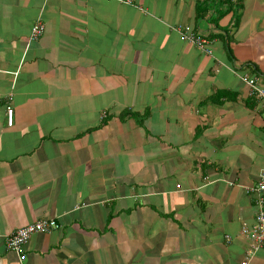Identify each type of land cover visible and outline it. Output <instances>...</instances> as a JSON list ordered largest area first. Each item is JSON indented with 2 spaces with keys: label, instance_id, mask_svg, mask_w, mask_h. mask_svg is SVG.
Here are the masks:
<instances>
[{
  "label": "crops",
  "instance_id": "0c3cea01",
  "mask_svg": "<svg viewBox=\"0 0 264 264\" xmlns=\"http://www.w3.org/2000/svg\"><path fill=\"white\" fill-rule=\"evenodd\" d=\"M244 77L264 88V0H0V264H264ZM37 219L59 227L9 250Z\"/></svg>",
  "mask_w": 264,
  "mask_h": 264
},
{
  "label": "built area",
  "instance_id": "2783aa9c",
  "mask_svg": "<svg viewBox=\"0 0 264 264\" xmlns=\"http://www.w3.org/2000/svg\"><path fill=\"white\" fill-rule=\"evenodd\" d=\"M176 30L180 32L182 37L194 44L205 53H211L210 40L205 36L195 34L189 25L177 24ZM44 31V26L40 20H37L32 27L30 39L39 38ZM246 83L250 86V93L257 95L264 100V88L256 84L255 78L244 77ZM6 116L8 124L12 123L13 109L10 106L6 108ZM245 192L254 194L257 204V212L255 221L251 226H245L242 229V234L248 236L253 242L251 249L248 251V258L252 256L260 248L264 247V168L259 172L256 183L245 187ZM59 227L58 222L54 219H37L24 226L18 227L10 231L5 239L6 247L16 253H20L23 246L28 242L30 236L36 232H47ZM242 264H247L244 260Z\"/></svg>",
  "mask_w": 264,
  "mask_h": 264
}]
</instances>
